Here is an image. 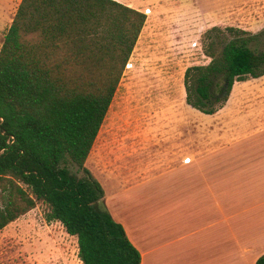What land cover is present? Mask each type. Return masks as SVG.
Masks as SVG:
<instances>
[{
    "label": "trees",
    "instance_id": "1",
    "mask_svg": "<svg viewBox=\"0 0 264 264\" xmlns=\"http://www.w3.org/2000/svg\"><path fill=\"white\" fill-rule=\"evenodd\" d=\"M144 19L115 0H19L0 45V230L41 204L81 264H139L84 161ZM201 38L209 61L184 69L185 103L212 114L234 81L264 74V51L238 28Z\"/></svg>",
    "mask_w": 264,
    "mask_h": 264
},
{
    "label": "crops",
    "instance_id": "2",
    "mask_svg": "<svg viewBox=\"0 0 264 264\" xmlns=\"http://www.w3.org/2000/svg\"><path fill=\"white\" fill-rule=\"evenodd\" d=\"M123 4L143 14L147 9ZM183 72L173 82L159 69L139 76L149 82L135 107L137 112L147 110L139 119L185 103ZM232 86L227 99L230 96L236 110L247 97L252 98L250 105L259 104V111L247 117L257 118L256 125L237 132L224 124L232 117L224 108L227 99L217 111L205 114L216 115L215 120L199 118L203 122L197 123V117L190 121L183 113L171 134L176 146L158 158L154 171L147 163L153 151L160 150L153 141L157 134L148 128L154 122L139 127L137 113L122 150L112 143L108 149L97 145L112 95L84 167L101 186L109 215L138 251L139 264H255L264 253V92H237ZM138 127L146 132H137Z\"/></svg>",
    "mask_w": 264,
    "mask_h": 264
},
{
    "label": "rangeland",
    "instance_id": "3",
    "mask_svg": "<svg viewBox=\"0 0 264 264\" xmlns=\"http://www.w3.org/2000/svg\"><path fill=\"white\" fill-rule=\"evenodd\" d=\"M18 2L19 0H0V45ZM118 2L134 4L140 11L147 7L144 9V14L150 10L146 15L150 19L142 28L127 60L130 65L126 67L124 65L110 109L106 113L98 135L97 145L108 149L107 144L112 143V146L117 145L122 150L129 136V125L137 113L139 127L150 120L154 122L149 124L148 128L150 132L157 134L152 133L153 136L156 135L153 141L160 146V150H154L152 158L147 161L150 163L149 170L154 171L159 164L158 158L170 154L171 148L176 146V143L170 140L171 134L176 131V123L181 121L183 113L184 118L190 121L197 117V123L203 122L198 120L199 118L215 120L216 115L202 114L183 103L168 106L151 117L143 114L139 119L147 110L137 112L135 107L140 98V91L149 85V82L141 81L139 76L143 75L142 78H145V74L159 69L163 74L171 77L173 82L185 67L207 63L209 58L202 52L201 37L211 26L238 28L247 35H254L255 38L249 43V47L255 52L263 51L264 0H119ZM254 88L264 92V74L255 79L234 82L232 86V90L237 92L240 89L251 91ZM167 93V91L163 92V94ZM251 99L247 97L243 108L236 110L237 106L229 96L224 108L232 117L226 121H232L234 125L226 121L224 124L236 127L237 132L255 126L257 118L247 119V117L259 111L260 107L256 102L250 105ZM139 127L137 132L145 131L140 130ZM42 210L43 205L36 204L0 230V264H81L76 255L75 237L68 235L59 222H46L42 217Z\"/></svg>",
    "mask_w": 264,
    "mask_h": 264
},
{
    "label": "built area",
    "instance_id": "4",
    "mask_svg": "<svg viewBox=\"0 0 264 264\" xmlns=\"http://www.w3.org/2000/svg\"><path fill=\"white\" fill-rule=\"evenodd\" d=\"M145 12H146V10H145Z\"/></svg>",
    "mask_w": 264,
    "mask_h": 264
}]
</instances>
